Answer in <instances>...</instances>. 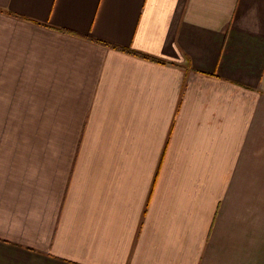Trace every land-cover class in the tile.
<instances>
[{"label": "crops", "instance_id": "obj_1", "mask_svg": "<svg viewBox=\"0 0 264 264\" xmlns=\"http://www.w3.org/2000/svg\"><path fill=\"white\" fill-rule=\"evenodd\" d=\"M0 264H264V0H0Z\"/></svg>", "mask_w": 264, "mask_h": 264}, {"label": "rangeland", "instance_id": "obj_2", "mask_svg": "<svg viewBox=\"0 0 264 264\" xmlns=\"http://www.w3.org/2000/svg\"><path fill=\"white\" fill-rule=\"evenodd\" d=\"M26 82H27V80H26ZM30 82H31V80H30ZM26 97H28V98H31V94H27L26 95ZM24 104H25V111L28 109V108H30L29 106L31 105V100H26V101H24ZM27 106V107H26ZM30 112H31V108H30ZM29 116H26L25 117V119H26V122H28L29 120H30V118L29 119H27Z\"/></svg>", "mask_w": 264, "mask_h": 264}, {"label": "trees", "instance_id": "obj_3", "mask_svg": "<svg viewBox=\"0 0 264 264\" xmlns=\"http://www.w3.org/2000/svg\"><path fill=\"white\" fill-rule=\"evenodd\" d=\"M127 52H129V53H134V52L129 51V50H127ZM134 54H135V53H134ZM143 57H144V58H147V59H151V60L156 61V62L164 63V61H161V60L156 59V58H150V57H147V56H143Z\"/></svg>", "mask_w": 264, "mask_h": 264}]
</instances>
